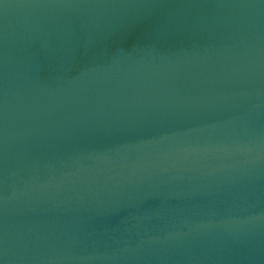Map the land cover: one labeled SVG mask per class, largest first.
Returning a JSON list of instances; mask_svg holds the SVG:
<instances>
[{
  "label": "water",
  "instance_id": "1",
  "mask_svg": "<svg viewBox=\"0 0 264 264\" xmlns=\"http://www.w3.org/2000/svg\"><path fill=\"white\" fill-rule=\"evenodd\" d=\"M0 264H264V0H0Z\"/></svg>",
  "mask_w": 264,
  "mask_h": 264
}]
</instances>
